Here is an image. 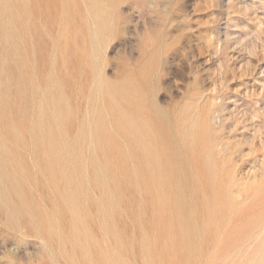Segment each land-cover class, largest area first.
Wrapping results in <instances>:
<instances>
[{"label":"rangeland","instance_id":"rangeland-1","mask_svg":"<svg viewBox=\"0 0 264 264\" xmlns=\"http://www.w3.org/2000/svg\"><path fill=\"white\" fill-rule=\"evenodd\" d=\"M0 264H264V0H0Z\"/></svg>","mask_w":264,"mask_h":264}]
</instances>
